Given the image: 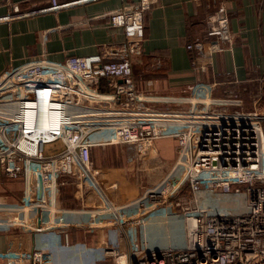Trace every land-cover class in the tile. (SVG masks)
Returning <instances> with one entry per match:
<instances>
[{
    "label": "built area",
    "instance_id": "1",
    "mask_svg": "<svg viewBox=\"0 0 264 264\" xmlns=\"http://www.w3.org/2000/svg\"><path fill=\"white\" fill-rule=\"evenodd\" d=\"M66 6L52 0L40 12ZM150 7L151 0H140L133 12L111 15L128 41L116 59L42 57L0 73V181L25 185L22 195L0 193V232L11 246L0 253L3 264H51L55 245L72 248L74 229L99 228L124 240L104 251L114 264H264V111L256 104L246 109L236 95H217L218 82L198 81L188 97L138 91L131 57L142 52V12ZM233 44L222 3L209 17L206 37L187 44L192 66L205 73L213 54ZM103 78L113 92L93 86ZM154 101L189 107L158 109L150 106ZM167 139L177 142L178 153L160 182L138 198L112 200L93 148L126 145L138 161H156L157 143ZM57 142L63 149L47 153ZM72 183L85 191L80 209H69L64 198ZM155 224L170 227L158 229L164 244L150 240Z\"/></svg>",
    "mask_w": 264,
    "mask_h": 264
},
{
    "label": "crops",
    "instance_id": "2",
    "mask_svg": "<svg viewBox=\"0 0 264 264\" xmlns=\"http://www.w3.org/2000/svg\"><path fill=\"white\" fill-rule=\"evenodd\" d=\"M139 1L57 0L68 6L40 12L50 7L52 0H0V18L16 15L0 22V73L9 66L42 57L60 62L70 56L102 55L105 61H110L124 55L127 38L122 28L110 24V17L117 11L133 12ZM222 3L229 13L234 44L232 50L215 52L212 66L202 73L192 66L187 44L198 37H206L209 17ZM140 42L141 54L131 57L138 91L153 97H188L190 87L203 81L218 82L217 95L248 98L253 101V107L264 97V0H151ZM93 86L106 93L114 91L110 79L103 78ZM149 104L158 109L189 107L157 101ZM89 105L106 104L92 102ZM157 147L166 161L171 155L177 156L175 140H161ZM116 154L113 152L110 159H115ZM124 167L103 169L105 181L110 183L105 187L107 194L119 203L135 199L142 191L135 189L132 180L123 178L127 169ZM158 174L162 175L161 171ZM74 184L64 191L67 207L71 210L86 206L82 203L85 191ZM159 233L152 227L151 241L164 244L167 239H160ZM7 235L0 232V253L11 248ZM68 240L73 245L70 249L62 250L58 244L54 246L51 264H114L111 259H106L105 249L125 245L118 231L105 228L93 232L74 229ZM0 264H3L2 260Z\"/></svg>",
    "mask_w": 264,
    "mask_h": 264
},
{
    "label": "rangeland",
    "instance_id": "3",
    "mask_svg": "<svg viewBox=\"0 0 264 264\" xmlns=\"http://www.w3.org/2000/svg\"><path fill=\"white\" fill-rule=\"evenodd\" d=\"M245 101H246L245 106L249 110H251L253 107L252 106L253 101L248 98ZM256 106L259 108L261 106L262 109L260 108V110L264 111V97L261 100V102L257 104ZM169 140H172V139H169ZM174 148H175L174 150H176V147ZM61 149H63L61 142L50 144L45 147V150L47 153L58 152ZM113 152H116L117 154L116 156H114L115 159L111 160L110 158L112 157ZM91 156H92V160H93L96 170L103 171L104 168L110 169L113 166L115 167L120 166L123 168V166L125 165L126 167L124 168H127V169L125 173H123V178L128 179V181L132 180L130 182H133L135 189L140 188V190L142 191L145 190L146 188H152L155 185H157L162 179V177L166 173H168V171L171 169V167L174 165L177 159V156L171 155L170 160L166 161L163 159L164 155L160 151V158L156 161L155 160L145 161V162L138 161L136 159L134 149L126 145L97 146L93 148L91 152ZM119 162H121L123 166ZM155 163H160V164L158 166H155L154 165ZM160 171L162 175L157 176V174L160 173ZM104 184L106 187V185L110 183L104 180ZM24 188H25L24 183L20 181L18 182V181L4 180L2 183H0V193H2L3 191L5 192L13 191V192H16L22 195L23 194L22 191L24 190ZM142 191L140 192L142 193ZM141 193H139L138 196L141 195ZM152 227H155L156 229H159V230L163 227L162 230L160 231L164 232V228H167L168 226L167 225L162 226L161 224V227H160L158 224H155ZM168 229H170V227H168Z\"/></svg>",
    "mask_w": 264,
    "mask_h": 264
},
{
    "label": "trees",
    "instance_id": "4",
    "mask_svg": "<svg viewBox=\"0 0 264 264\" xmlns=\"http://www.w3.org/2000/svg\"><path fill=\"white\" fill-rule=\"evenodd\" d=\"M148 12H149V10L142 12V18H143L144 26L146 25V16H147ZM105 79H108V78H105Z\"/></svg>",
    "mask_w": 264,
    "mask_h": 264
},
{
    "label": "water",
    "instance_id": "5",
    "mask_svg": "<svg viewBox=\"0 0 264 264\" xmlns=\"http://www.w3.org/2000/svg\"><path fill=\"white\" fill-rule=\"evenodd\" d=\"M41 191H42V189H41V186H40V196H41ZM39 217H40V212H39Z\"/></svg>",
    "mask_w": 264,
    "mask_h": 264
}]
</instances>
